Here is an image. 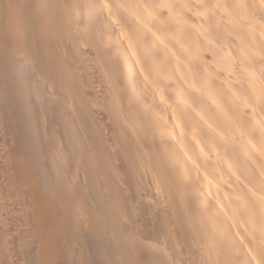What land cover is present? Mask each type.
Returning a JSON list of instances; mask_svg holds the SVG:
<instances>
[{
	"label": "bare ground",
	"instance_id": "obj_1",
	"mask_svg": "<svg viewBox=\"0 0 264 264\" xmlns=\"http://www.w3.org/2000/svg\"><path fill=\"white\" fill-rule=\"evenodd\" d=\"M0 264H264V0H0Z\"/></svg>",
	"mask_w": 264,
	"mask_h": 264
}]
</instances>
